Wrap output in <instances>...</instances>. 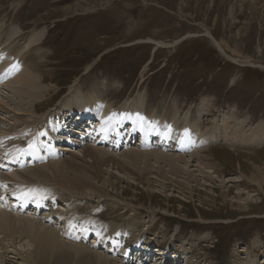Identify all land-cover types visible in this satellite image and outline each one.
I'll use <instances>...</instances> for the list:
<instances>
[{
  "label": "rangeland",
  "instance_id": "374dc122",
  "mask_svg": "<svg viewBox=\"0 0 264 264\" xmlns=\"http://www.w3.org/2000/svg\"><path fill=\"white\" fill-rule=\"evenodd\" d=\"M40 30L45 36L24 64H31L47 89L34 115L39 130L21 145L26 158L15 153V145H4L25 129L21 118L33 120L11 105L12 93L10 98L0 89V176L24 184L15 174L32 167L51 174L50 169L64 168L65 160L80 156L75 162L106 195L72 194L55 186L43 191L40 183L4 186L0 177V213L14 214L29 232L41 222L62 242L75 245L78 239L118 264H140L138 251L144 252L142 264H264V146L234 148L228 138L212 144L188 165L196 181L185 172L174 175L151 155L134 165L125 155L141 151L139 142L127 146L114 135V143L122 146L107 155L120 164L101 166L102 177L96 179L93 161L82 151L111 146H94L93 128L78 127L86 132L78 134L85 141L82 147L52 139L54 133L68 139L66 126L72 124L64 126L65 108L75 97L86 99L93 87L105 84L114 108L143 99L148 111L168 113L179 123L188 115L203 132L224 130L227 124L232 133L250 136L264 128V0H0V38L6 42L0 62L15 56L7 42L21 52ZM73 114L77 120L78 112ZM199 159L214 172L212 183L209 174L204 180L198 173ZM0 235L1 264L38 263L26 236Z\"/></svg>",
  "mask_w": 264,
  "mask_h": 264
},
{
  "label": "bare ground",
  "instance_id": "6f19581e",
  "mask_svg": "<svg viewBox=\"0 0 264 264\" xmlns=\"http://www.w3.org/2000/svg\"><path fill=\"white\" fill-rule=\"evenodd\" d=\"M45 33L46 32L44 30L34 31L23 45V50L21 52H19L20 48L12 47L13 42L10 40V42H7V47L12 48L10 50L11 52L10 54H14L15 56L12 59H10V61H7L6 59L7 56H6L3 58V62L2 63L0 62V84H1L0 89L5 88L8 91L7 93L10 96V98H11L10 94L12 93L14 96H12L11 105L16 104L17 108L21 113L27 115L29 119L33 120L32 121L33 123L32 122L30 123L24 120L23 118H21V121L24 122L22 127H25V129L23 128L24 130L20 133H15V135L19 134L18 137L9 139L4 144V145H15L14 151L17 155H20L21 158H26L27 153L26 154L23 153L21 145H24L27 142V135L32 136L34 133H37V130H39L38 128L39 119L35 121L34 115H36L37 112H39L38 105L40 104H38L37 101L41 100L42 98L40 94L43 92L44 93L47 92L46 87H42L41 85L43 83L42 82L43 80L41 79L42 77H40L37 74V72L34 71V68L31 66V64H28L27 67L26 65L24 66V64L30 62L28 61V57L26 56H28L31 53L32 50L31 48H33L36 44L41 42V40L45 36ZM15 35H16L15 33L12 34V36ZM208 35L210 39L214 42L215 46H217L218 50L224 53L223 48L218 44L219 42L217 43L212 35L210 34ZM4 41H5V37L2 40L0 38V49L2 46H4V44H6V42ZM153 42L157 46H161L162 44L161 42H155V41ZM21 53H23V56H20ZM0 54H3L2 50L0 51ZM15 75L16 77H13ZM107 86L108 85L106 84L105 86L96 85L95 87L92 88L90 94L84 95L86 99H83V96L79 95L78 99L75 97L74 102L70 106H67L65 108L68 110V114L64 116L65 118L64 126L68 125L69 123L70 125L72 124L70 127L66 126L65 131L68 139L62 138V140H59L60 137H57L55 133L54 135H52V139H55L57 145H62L63 143H67V140H69V143L71 145L73 146L77 145V147H82L85 144L84 143L85 141L84 138L80 140L78 134L85 135L86 132H84L85 134L80 133L77 130L78 127L83 128L82 129L83 131H89L90 128H93V131H91L92 132L91 135H93L91 136L92 137L91 142L93 144L103 143L105 144V146L107 145V147L111 146V148L110 147L107 148V150L110 151L103 149L102 151H100V149L97 150L98 148L94 150L95 148H90V147L83 149L82 151L83 157L85 158L89 157L92 159L93 161L92 168L94 169V172L92 173L93 176L96 177V179L102 177L101 176L102 170L100 169L101 166H105L109 162L111 163L116 162L114 157L107 155L108 153L112 154L111 150L113 147L115 148L119 146L115 144L112 139L114 135L115 137L118 136L119 138H124L125 140L123 139L124 140L123 143L126 144L127 146H130L133 141H136L137 143L139 142L138 146L141 147V148L139 147L141 151H139L138 153L134 151V153L125 155L126 157L132 159L134 165H137V163H139L138 159H140L141 157L148 158L147 155H151L155 157L154 159H156L158 164L159 163H161V165L162 163L167 164V166L170 167V172L173 173L174 175H179L182 174V172H185V175H187L189 179L196 181L197 178L194 175H192L194 173H191V171H189L188 165L194 164L196 162L195 159L199 156L200 152L203 151L204 149H208L212 144L222 140L225 141L228 138V140L231 141L229 144L230 147H234V148L240 147L241 145L260 146V147L264 146V128L257 127L258 129L255 130L253 133H251L250 136L247 135L244 131H242L241 133L238 132L232 133L231 127L227 126V124L224 125L225 126L224 130L210 129L208 131L206 130V132L205 131L203 132V127L200 124V122H196L193 119L191 120V117H189L188 115H186L183 121L179 123L176 120H174L175 117H172L168 113L161 115L160 113L157 112L152 113L151 110L148 111L143 99L141 100V102H133L134 104L132 105L131 103L125 101L126 103L125 102L121 103L117 108H114L111 104H109L110 102H108L106 99V92L108 91V89L106 88ZM113 89H116V87H114ZM1 92L3 93V91ZM72 92H74V88L70 87V93L72 94ZM1 102H4L3 99H1ZM1 108L5 110V113H10V111L6 110V108L4 107ZM74 111L78 112L77 120L75 119L76 115L73 114ZM80 120H82V123L80 122ZM127 122L132 124L133 126L129 127L127 125L128 124ZM19 128L20 126H15L12 129L17 130ZM69 128L71 129L69 130ZM50 129L55 130L57 129V127L53 128L52 126H50ZM62 129L63 128L61 127V130ZM139 132H140V136L139 135L137 136L136 134ZM216 133L220 134L218 138L221 139L215 140ZM76 134L77 136L75 137L74 135ZM245 137H249L250 139L246 141ZM96 144L94 146H96ZM39 148L41 150V147ZM65 151L68 153L71 152L68 151V149H65ZM172 152L175 155L171 154ZM7 156L8 155H4L2 157L3 160L6 159ZM79 158L81 157L79 156ZM79 158L73 157L71 158V160H65L66 167L64 168H61L59 166H57V168L52 167L53 169H50L51 174L45 172L48 171L47 169L44 170L45 167L44 169L32 167L29 170V172L26 174L23 173L15 174L19 176L20 180H23L25 182L24 184L19 183L13 178L8 177L6 175L0 177L3 178L4 180L3 181L4 186L9 185V186L20 187L23 185L31 186V185H35L33 183H40L39 185L44 188L43 191L47 190L49 187L55 186L56 188L60 187L62 190H66L69 192L71 190V192L73 191L77 194H81L84 193L85 191L91 190L93 192H96V195L97 193H99V195L101 194L106 195L105 193L106 191H104V189H102L100 186L98 187V185L96 186L92 182L91 179L92 175H88V172L82 170L81 168L82 166L81 167L78 166V164L75 162V160ZM198 161H200V159ZM116 163L120 164V162L118 163V161ZM50 164H48V166ZM180 164H183L185 167H181ZM203 164L204 163L202 162L198 164L200 167L198 173L202 175L204 180L206 179V175L209 174L210 179L207 180V182L209 181L210 183H212L214 179V177H212L213 176L212 174H214V172L211 173L207 169L208 167L206 165L203 166ZM52 165L56 166V162L52 163ZM58 165H64V164H62L61 162V164ZM192 166L193 165H191V167ZM13 215L14 214H6L4 212L0 213V234H2V237L3 234L5 236L11 237L14 234L17 235V233L20 234V237L26 236L29 239L30 243H32L33 245L34 249L33 252L32 250L31 252L34 261L36 260V263L38 262L41 264H118L116 261L107 258L105 255H102V253L99 254V252H96L95 250L94 252L90 251L86 247L82 246L84 243L80 245L79 244L80 240L78 239H77V243L79 245L78 244L74 245L73 243L67 244L66 242H62V239H60L61 237L60 238L58 237V233L56 231H54L53 229L47 226H44V224H42L41 222L40 223L38 222L39 225L35 223L36 225H38L37 230H34L33 228L29 232L24 228V226H21L20 223L17 224L14 221ZM29 224L33 226V223H29ZM26 240H22V241H26ZM142 255L143 253L140 256V259L139 258L136 259V261H139L140 264L143 263V259H144L142 258ZM26 257L27 256H25V258ZM33 258L31 259V261L33 260Z\"/></svg>",
  "mask_w": 264,
  "mask_h": 264
}]
</instances>
